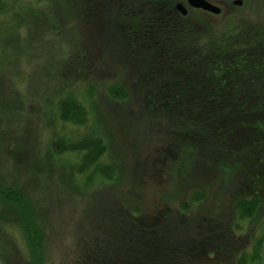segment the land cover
Returning a JSON list of instances; mask_svg holds the SVG:
<instances>
[{"label":"trees","instance_id":"obj_1","mask_svg":"<svg viewBox=\"0 0 264 264\" xmlns=\"http://www.w3.org/2000/svg\"><path fill=\"white\" fill-rule=\"evenodd\" d=\"M176 1L45 0V5L33 7L29 1L0 0V40L16 37L21 42L24 37L26 41L13 59L26 60L28 41L44 30L66 43L57 59L54 84L52 114L58 130L48 148L49 155L76 154L78 160L65 174L42 156L33 172L38 179L44 175L47 184L55 173L58 182L48 186L57 192L71 188L72 175L109 183L122 179L119 160L124 161L129 150L140 151L145 142L159 140L161 146L155 150L175 159L167 172L182 164L200 175L240 169L234 213L238 220L252 217L264 206V20L214 29L203 20L204 11L189 8L181 15ZM38 2L44 0H34ZM93 9L96 15L90 18ZM66 26L68 33L63 34ZM1 44L4 52L6 46ZM9 60L3 53L0 66H7ZM98 78H103L106 101L115 103V113L128 124L124 143L133 141L113 157L109 119L76 93L77 86H85V91L94 84L89 80ZM16 104L0 100V111L14 110ZM90 117L94 120L87 123ZM5 179L0 172V257L5 264H46L52 220L41 200L22 195ZM84 191L79 199L92 198V192ZM203 197L204 190L191 187L189 199L198 202ZM91 201H85L83 225L75 227L80 253L70 264H220L225 260L247 264L250 260L246 249L233 248L240 238V221L234 225L218 215L185 220L165 209L152 218L136 207L111 203L89 221ZM191 204L195 203H180L183 210Z\"/></svg>","mask_w":264,"mask_h":264},{"label":"rangeland","instance_id":"obj_2","mask_svg":"<svg viewBox=\"0 0 264 264\" xmlns=\"http://www.w3.org/2000/svg\"><path fill=\"white\" fill-rule=\"evenodd\" d=\"M19 1L22 4H29L27 3L29 1L33 7L45 5V0L44 3L37 4L34 0ZM209 1L221 8L219 14L204 13L206 15L203 20L211 24L210 26L214 29L231 23L237 24V21L240 24L242 22L252 24L264 20V0H241L240 5L234 4L233 0ZM94 10L89 12L90 18L96 15ZM50 18L51 14L46 19ZM42 33L43 35H34V38L28 41L26 60L13 59V53L15 54L19 46L26 42L24 37L21 42L16 37L5 42L0 40L1 45L6 46L4 52L0 51V55L6 53L11 60L7 66H0V100L18 103L14 110L0 111V172L4 173L5 181L15 184L14 187L22 195H33L39 202L41 200L44 204L41 208L45 212L47 210L46 214L51 218L52 242L49 245L46 264L74 262V257L80 253L79 237H75L74 230L76 226L81 228L83 225L85 215L83 209L85 201L89 200H92L87 206L90 213L87 216L89 221H93L96 214L97 218L99 211H103L110 203L125 209L136 207L142 214H148L152 218L158 217L165 209L179 217L183 216L185 220H193L198 215L209 219L218 215L221 220L229 219L232 224L240 221L242 229L240 233H237L240 238L233 248L235 251L246 249L250 257L247 264H264V206L249 218L238 220L237 213H234L236 209V201L233 200L234 187L242 177V171L238 168L230 173L212 171L209 174L200 175L188 171L189 167H183L182 164L177 166L174 172H167L168 169L171 170V163L175 159L172 160V157L162 154V151L158 153L159 149L155 150V148L161 146L160 141L151 140L145 142L140 151L129 150L124 155V161L118 159L120 169L124 171L122 179L117 178L109 183L99 184L98 181L88 182L81 176L72 175L71 188L63 187L59 192L48 186V184L54 185L55 181L58 182L55 173L48 184L44 175L38 179L33 171L38 170L36 163L41 161L42 156L49 158L52 168H60L65 174L72 171L73 165L78 160L76 154H67L58 158L49 155L50 138L58 130V123L55 122L52 114L54 99L57 97L54 89L58 73L57 59L65 52L66 43L65 40L57 42L55 35L48 30ZM67 33L68 26L63 28V34ZM84 39L87 40V36ZM102 72L104 76L105 71ZM102 79H95V82L89 80L94 84L86 87L87 95L83 85L76 87L78 89L76 93L81 101L93 103L102 118L109 119L114 136V142H112L114 155L111 154L113 157L120 149L129 146V143L133 141L127 139L129 143H124V135L128 134L124 127L128 124H125L126 121L115 113V103L110 105L106 101L101 92L103 91V84L100 83ZM116 115L119 117L118 120L114 117ZM93 120V117H90L87 123ZM67 129L68 126L66 134L70 132ZM139 141L141 142L140 139ZM182 157L184 155L179 156V158ZM44 161V165L47 166L48 160ZM138 171L140 172L137 173ZM193 186L204 190V197L198 202L189 199ZM86 189L92 192V198L79 199L82 193H86L84 191ZM190 202L195 204L188 205V209L183 210L180 203L187 205ZM16 238L21 247L19 234ZM6 257L10 260V257ZM0 259L2 260L0 264L6 263L1 257ZM219 263L233 264L226 260ZM9 264L18 263L14 261Z\"/></svg>","mask_w":264,"mask_h":264},{"label":"water","instance_id":"obj_3","mask_svg":"<svg viewBox=\"0 0 264 264\" xmlns=\"http://www.w3.org/2000/svg\"><path fill=\"white\" fill-rule=\"evenodd\" d=\"M186 3L189 6L201 8L205 11H209L215 14L220 12V8L217 5L209 2L208 0H186ZM233 3L236 5H240L241 0H233ZM175 6L177 10H179L182 14L186 13V8L181 2H177Z\"/></svg>","mask_w":264,"mask_h":264}]
</instances>
